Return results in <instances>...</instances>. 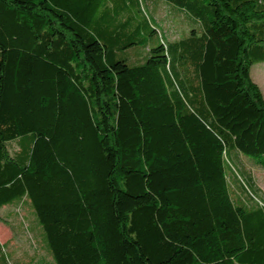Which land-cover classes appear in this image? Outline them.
I'll use <instances>...</instances> for the list:
<instances>
[{
	"label": "trees",
	"instance_id": "16d2710c",
	"mask_svg": "<svg viewBox=\"0 0 264 264\" xmlns=\"http://www.w3.org/2000/svg\"><path fill=\"white\" fill-rule=\"evenodd\" d=\"M263 62L264 0H0V208L53 264H264Z\"/></svg>",
	"mask_w": 264,
	"mask_h": 264
},
{
	"label": "rangeland",
	"instance_id": "374dc122",
	"mask_svg": "<svg viewBox=\"0 0 264 264\" xmlns=\"http://www.w3.org/2000/svg\"><path fill=\"white\" fill-rule=\"evenodd\" d=\"M150 6V7H149ZM145 7L151 22L169 40L179 39L188 29L184 15L175 12L162 1H150ZM251 80L258 86L264 99V62L249 69ZM254 182L264 195V170L252 169ZM31 212L19 208H0V244L7 256L14 259L36 258V264H53L42 243V232ZM42 260V261H41Z\"/></svg>",
	"mask_w": 264,
	"mask_h": 264
}]
</instances>
